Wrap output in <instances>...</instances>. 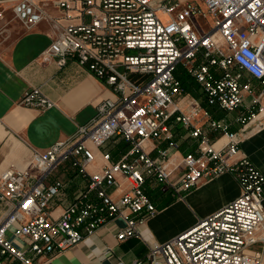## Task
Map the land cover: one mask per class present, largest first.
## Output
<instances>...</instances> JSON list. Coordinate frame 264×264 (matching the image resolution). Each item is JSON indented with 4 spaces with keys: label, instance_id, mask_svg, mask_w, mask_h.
I'll return each instance as SVG.
<instances>
[{
    "label": "built area",
    "instance_id": "built-area-1",
    "mask_svg": "<svg viewBox=\"0 0 264 264\" xmlns=\"http://www.w3.org/2000/svg\"><path fill=\"white\" fill-rule=\"evenodd\" d=\"M202 1L205 10L171 0L57 1L77 13L67 15L71 22L44 58L53 57L60 67L77 60L113 96L101 99L95 115L69 139L32 149L28 167L13 164L1 173L0 200L11 209L0 221V264H41L40 257L50 259L117 217L125 221L117 239L140 237V225L158 211L148 183L180 196L228 171L240 184L237 197L176 236L150 244L144 257L118 264H264L263 251L255 248L264 238V174L247 156H237L244 128L264 110V0ZM14 12L27 27L44 15L33 0H17ZM179 65L201 96L177 74ZM248 98L238 130L210 110L230 112ZM19 103L38 109L54 104L39 86L27 89ZM261 117L257 125L264 123ZM178 124L197 141V150L171 163L169 148H179L173 131ZM160 138L169 145L153 143ZM116 139L128 148L116 159L102 149L101 167L90 170L95 149ZM68 167L83 175L86 187L55 214L51 201L64 185L56 173ZM176 170L180 175L173 181ZM10 230L20 244L7 235Z\"/></svg>",
    "mask_w": 264,
    "mask_h": 264
},
{
    "label": "crops",
    "instance_id": "crops-1",
    "mask_svg": "<svg viewBox=\"0 0 264 264\" xmlns=\"http://www.w3.org/2000/svg\"><path fill=\"white\" fill-rule=\"evenodd\" d=\"M16 1L0 0V175L13 164L21 168L28 167L32 149L45 150L56 141L69 139L79 125L95 115L96 105L101 99L113 96L111 89L77 60L71 59L60 67L53 57L45 59L43 56L44 50L55 36L71 22L67 15H75L76 10H66L57 4L58 0H33L40 5L44 15L39 22L27 27L14 12ZM171 1H186L206 9L202 0ZM160 14L166 19L165 14ZM208 19L211 21L210 16ZM246 77L250 75L246 74ZM35 86L41 87L53 100L51 107L38 109L19 103L22 94ZM249 102L248 98L243 105L230 112L217 106L210 107V110L215 117L229 122L231 130H238L242 126L238 117L246 111ZM257 124V120H253L244 128L245 135L237 156H247L264 174V123ZM204 128L211 141H214L216 135L210 131L208 125ZM173 131L179 148H169L171 163L172 159L197 150V141L189 137L181 125H176ZM116 142L118 143L95 149L96 163L90 170L96 171L101 167L102 149L111 150L113 158L116 159L128 148L120 139H116ZM153 143L158 147H167L169 140L160 138ZM152 155L156 156L157 150H153ZM179 173L178 170L173 172V181L178 179ZM56 174L64 182L58 195L51 201L54 213L59 214L86 187V181L83 175L70 167L61 169ZM147 190L156 202L158 211L140 225V237L117 239V230L125 225L124 219L117 217L108 225L85 236L78 244L50 259L40 257L39 262L131 263L134 259L144 257L150 244L164 242L194 226L200 218L219 210L241 192L239 182L229 171L202 179L190 190L181 191L180 196L174 194L168 186L157 182L148 183ZM117 192L113 191V195L117 196ZM10 209L8 201L0 200V221ZM7 235L15 243H21L14 239L11 230ZM259 236H264V230L259 231ZM257 247H261L264 253V238L255 245Z\"/></svg>",
    "mask_w": 264,
    "mask_h": 264
},
{
    "label": "rangeland",
    "instance_id": "rangeland-1",
    "mask_svg": "<svg viewBox=\"0 0 264 264\" xmlns=\"http://www.w3.org/2000/svg\"><path fill=\"white\" fill-rule=\"evenodd\" d=\"M177 74H178L180 77H187V76H186V73H185V70H184V68H183L182 65H179V68H178ZM188 81H189V86L191 87V88L189 87V88H190V91H191L192 93H194L196 96H201V92H200V90L196 87V85L193 84V82H192L190 79H188ZM261 120L264 121V117H261ZM122 144H123V143H122ZM257 248L260 249V250H262L261 247H257Z\"/></svg>",
    "mask_w": 264,
    "mask_h": 264
},
{
    "label": "bare ground",
    "instance_id": "bare-ground-1",
    "mask_svg": "<svg viewBox=\"0 0 264 264\" xmlns=\"http://www.w3.org/2000/svg\"><path fill=\"white\" fill-rule=\"evenodd\" d=\"M264 115V110L259 114V115H257L253 120H256V118H259V117H261V116H263ZM252 120V121H253ZM227 139V137L226 136H224V138H222L216 145H222L223 144V141H225Z\"/></svg>",
    "mask_w": 264,
    "mask_h": 264
},
{
    "label": "trees",
    "instance_id": "trees-1",
    "mask_svg": "<svg viewBox=\"0 0 264 264\" xmlns=\"http://www.w3.org/2000/svg\"><path fill=\"white\" fill-rule=\"evenodd\" d=\"M181 78H182V80L184 81V83L186 84L187 88L190 89V88H189V87H190V86H189V81H188L189 78H188V77H181Z\"/></svg>",
    "mask_w": 264,
    "mask_h": 264
}]
</instances>
